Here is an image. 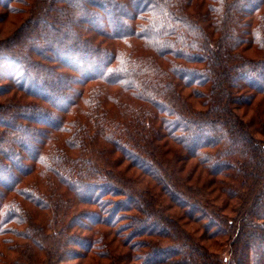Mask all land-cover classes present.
<instances>
[{
  "label": "trees",
  "instance_id": "trees-1",
  "mask_svg": "<svg viewBox=\"0 0 264 264\" xmlns=\"http://www.w3.org/2000/svg\"><path fill=\"white\" fill-rule=\"evenodd\" d=\"M0 264H264V0H0Z\"/></svg>",
  "mask_w": 264,
  "mask_h": 264
},
{
  "label": "rangeland",
  "instance_id": "rangeland-1",
  "mask_svg": "<svg viewBox=\"0 0 264 264\" xmlns=\"http://www.w3.org/2000/svg\"><path fill=\"white\" fill-rule=\"evenodd\" d=\"M11 30V26L9 27H7L6 29H5V32H3V34L5 35V33H7V32H9Z\"/></svg>",
  "mask_w": 264,
  "mask_h": 264
}]
</instances>
